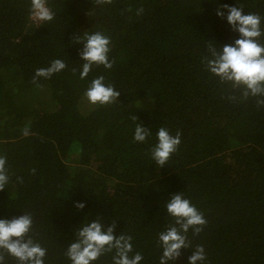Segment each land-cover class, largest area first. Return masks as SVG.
I'll return each instance as SVG.
<instances>
[{
  "label": "trees",
  "instance_id": "obj_1",
  "mask_svg": "<svg viewBox=\"0 0 264 264\" xmlns=\"http://www.w3.org/2000/svg\"><path fill=\"white\" fill-rule=\"evenodd\" d=\"M225 4L258 14L264 32V0H48L54 19L39 24L30 0H0V156L10 175L0 219L31 215L28 236L46 249L44 264H72L76 230L98 217L132 236L141 264H160L159 234L174 224L166 204L177 193L207 224L199 235L189 230L191 248L169 264H189L198 245L204 264H264V97L245 99L202 63L209 44L220 50L239 38L217 15ZM85 31L110 38L115 63L93 65L81 80L75 37ZM56 59L66 69L34 84L35 71ZM99 76L121 93L115 103L84 96ZM137 124L151 132L143 143ZM161 127L182 134L162 168L151 158ZM114 255L93 264H113Z\"/></svg>",
  "mask_w": 264,
  "mask_h": 264
},
{
  "label": "clouds",
  "instance_id": "obj_2",
  "mask_svg": "<svg viewBox=\"0 0 264 264\" xmlns=\"http://www.w3.org/2000/svg\"><path fill=\"white\" fill-rule=\"evenodd\" d=\"M96 4L111 3L112 0H95ZM29 18L36 23L51 22L54 19L53 11L48 7V0H30ZM223 9V10H221ZM225 10L227 16L225 17ZM131 11V9H129ZM143 8L137 10V15L143 13ZM217 15L227 19L232 30L239 34V38L233 44H225L217 49L212 44L208 46L211 58L205 56L202 63L207 70L218 77L222 83H231L233 88H243L242 95L247 99L264 97V44L259 38L264 35L261 30V17L258 14H245L242 7L222 5L217 10ZM77 44H83L80 58L85 61L80 71V79L89 76L93 65L112 69L115 61L109 60V37L102 32H84L82 37H75ZM67 65L63 60H53L46 68L35 71L33 83L39 78L50 79L54 74L65 70ZM75 69L73 72L75 73ZM121 93L113 85L105 84L104 76L92 80L85 91L84 96L92 105H108L115 103ZM235 99V97H230ZM257 104L264 106V99H258ZM137 119V117H136ZM30 129L25 127L23 135L29 136ZM151 135L149 128L137 124L134 140L143 143ZM181 133L171 135L165 127L157 132L158 143L151 149V158L161 168L169 161L181 144ZM33 174L35 169L32 170ZM22 182V178H18ZM10 184V175L7 167V158L0 156V192ZM84 203H77L80 210L85 208ZM167 213L174 219V224L169 225L165 231L159 234V246L163 252L160 264H169L181 256L182 249L191 248L187 234L192 230L193 235H199L207 221L202 212L192 205L189 199L184 198L183 193L174 194L166 204ZM32 217L24 214L13 217L11 220L0 219V264H5V254L17 259L19 264H44L46 249L28 236L32 228ZM117 222L113 220L111 225L105 228L104 223L98 217L88 223H84L76 230L74 242L68 245L66 256L72 264H93L106 254L115 251L112 257L113 264H141L143 255L133 252L132 236L121 233L115 235ZM189 264H204L206 260L205 249L202 245L195 247L193 254L188 258Z\"/></svg>",
  "mask_w": 264,
  "mask_h": 264
}]
</instances>
